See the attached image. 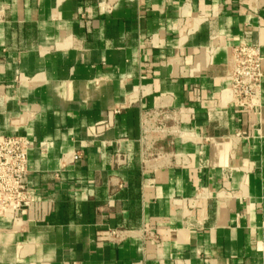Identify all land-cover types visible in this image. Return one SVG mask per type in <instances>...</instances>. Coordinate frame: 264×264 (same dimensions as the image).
Instances as JSON below:
<instances>
[{"label": "crops", "instance_id": "1", "mask_svg": "<svg viewBox=\"0 0 264 264\" xmlns=\"http://www.w3.org/2000/svg\"><path fill=\"white\" fill-rule=\"evenodd\" d=\"M241 42L264 74V0H0V136L29 141L32 193L0 264H264V77L251 110L226 91Z\"/></svg>", "mask_w": 264, "mask_h": 264}, {"label": "built area", "instance_id": "2", "mask_svg": "<svg viewBox=\"0 0 264 264\" xmlns=\"http://www.w3.org/2000/svg\"><path fill=\"white\" fill-rule=\"evenodd\" d=\"M230 52L231 70L225 76L226 91L233 106L251 110L258 106L264 77L260 46L256 42H241L231 47ZM162 118L166 120L168 116L163 114ZM28 148L29 141L23 136H0V218L8 213L16 215L32 203V193L27 185ZM125 238V232L120 230L104 233L108 243L117 244ZM143 238L156 239L147 231L143 232Z\"/></svg>", "mask_w": 264, "mask_h": 264}]
</instances>
